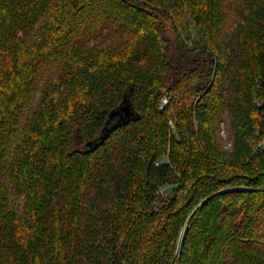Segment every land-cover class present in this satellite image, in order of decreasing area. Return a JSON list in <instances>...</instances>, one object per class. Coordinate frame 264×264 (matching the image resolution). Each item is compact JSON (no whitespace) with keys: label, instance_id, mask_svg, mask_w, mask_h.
Instances as JSON below:
<instances>
[{"label":"trees","instance_id":"trees-1","mask_svg":"<svg viewBox=\"0 0 264 264\" xmlns=\"http://www.w3.org/2000/svg\"><path fill=\"white\" fill-rule=\"evenodd\" d=\"M262 139L264 0H0V264H264Z\"/></svg>","mask_w":264,"mask_h":264},{"label":"rangeland","instance_id":"rangeland-1","mask_svg":"<svg viewBox=\"0 0 264 264\" xmlns=\"http://www.w3.org/2000/svg\"><path fill=\"white\" fill-rule=\"evenodd\" d=\"M218 137L220 139L221 144L223 145V149H225L226 151H232L233 140H232L230 133L228 131V124L226 121L220 123V128L218 131ZM165 159L166 158H164V160ZM172 188H173V186L166 185L162 188V190L169 194L171 192Z\"/></svg>","mask_w":264,"mask_h":264},{"label":"water","instance_id":"water-1","mask_svg":"<svg viewBox=\"0 0 264 264\" xmlns=\"http://www.w3.org/2000/svg\"><path fill=\"white\" fill-rule=\"evenodd\" d=\"M125 102V101H124ZM122 110L125 111L126 115L128 117H132L134 115V111L130 108L128 104L122 105ZM119 112H114L111 116V118H114L116 115H118ZM121 117V115H119ZM120 117L118 119H120Z\"/></svg>","mask_w":264,"mask_h":264},{"label":"built area","instance_id":"built-area-1","mask_svg":"<svg viewBox=\"0 0 264 264\" xmlns=\"http://www.w3.org/2000/svg\"><path fill=\"white\" fill-rule=\"evenodd\" d=\"M165 102H167V100H165ZM259 146L264 147V139H262V140L260 141Z\"/></svg>","mask_w":264,"mask_h":264}]
</instances>
